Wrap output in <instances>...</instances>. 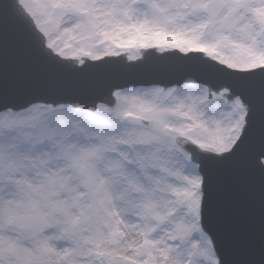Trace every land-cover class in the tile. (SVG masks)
<instances>
[{
  "label": "snow or ice",
  "instance_id": "6c2138e0",
  "mask_svg": "<svg viewBox=\"0 0 264 264\" xmlns=\"http://www.w3.org/2000/svg\"><path fill=\"white\" fill-rule=\"evenodd\" d=\"M0 264H264V0H0Z\"/></svg>",
  "mask_w": 264,
  "mask_h": 264
}]
</instances>
